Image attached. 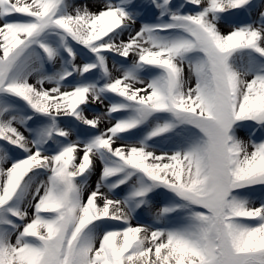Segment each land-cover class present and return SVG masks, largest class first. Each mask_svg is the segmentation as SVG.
Returning a JSON list of instances; mask_svg holds the SVG:
<instances>
[{"label": "snow or ice", "instance_id": "obj_1", "mask_svg": "<svg viewBox=\"0 0 264 264\" xmlns=\"http://www.w3.org/2000/svg\"><path fill=\"white\" fill-rule=\"evenodd\" d=\"M0 264H264V0H0Z\"/></svg>", "mask_w": 264, "mask_h": 264}, {"label": "rangeland", "instance_id": "obj_2", "mask_svg": "<svg viewBox=\"0 0 264 264\" xmlns=\"http://www.w3.org/2000/svg\"><path fill=\"white\" fill-rule=\"evenodd\" d=\"M98 1L101 2V0H75V2H76L78 5H83V4L86 3L91 11H95V10H92V9H91V6L94 5V2H98ZM102 1L104 2V0H102ZM177 2L179 3L180 0H177ZM92 7H93V6H92ZM98 11H99V10H98ZM228 30H229V29L226 28V27L222 28V31H225V32H226V31H228ZM239 135H240L242 138L247 139V135H248V133H247L246 130H241V132L239 133ZM95 182H96V177L93 176V177L91 178V181H90V183L92 184L93 187H94V185H95ZM257 204H258V202H257Z\"/></svg>", "mask_w": 264, "mask_h": 264}, {"label": "bare ground", "instance_id": "obj_3", "mask_svg": "<svg viewBox=\"0 0 264 264\" xmlns=\"http://www.w3.org/2000/svg\"><path fill=\"white\" fill-rule=\"evenodd\" d=\"M102 3H103L102 0H101V2H100V1H98V2H94V5H92L93 7L91 6V9H92V10H95V11L100 10V7H101Z\"/></svg>", "mask_w": 264, "mask_h": 264}]
</instances>
